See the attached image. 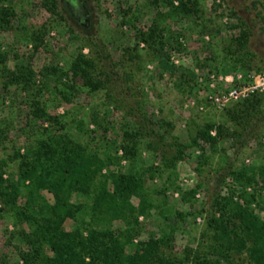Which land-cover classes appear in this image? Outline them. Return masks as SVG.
Segmentation results:
<instances>
[{
  "label": "rangeland",
  "instance_id": "374dc122",
  "mask_svg": "<svg viewBox=\"0 0 264 264\" xmlns=\"http://www.w3.org/2000/svg\"><path fill=\"white\" fill-rule=\"evenodd\" d=\"M64 1H4L15 17L0 29V52L7 68L32 70L28 83L3 87L0 64L4 176L15 179L22 159L32 160L42 141L62 134L108 161L91 193L103 182L111 190L109 172L132 174L137 184L120 217L86 225L67 219L65 228L119 227L121 240L130 236L126 252L138 240L153 243L165 264H251L244 250L214 237L208 218L216 199L245 205L264 220V91L250 93L259 99L250 115L234 118L246 96L217 107L206 94L210 82L226 87L264 72V0H191L185 14L171 11L178 0H81L87 24ZM154 23L156 37H137ZM78 52L93 60L102 87L91 91L68 72ZM50 68L67 73L58 79ZM205 122L224 129L212 146L191 142ZM124 130L140 132L129 140ZM177 143L184 151L170 164ZM24 193L23 187L17 205ZM25 227L13 207L0 203V261L21 262Z\"/></svg>",
  "mask_w": 264,
  "mask_h": 264
},
{
  "label": "trees",
  "instance_id": "16d2710c",
  "mask_svg": "<svg viewBox=\"0 0 264 264\" xmlns=\"http://www.w3.org/2000/svg\"><path fill=\"white\" fill-rule=\"evenodd\" d=\"M4 1L0 0V29L9 27L15 17L13 6ZM190 1L178 0L179 4L173 6L171 11L180 14L190 12ZM82 6L81 0H65L63 3V7L70 14H78V10L83 9ZM157 31L159 29L154 23L145 31L138 29L137 37L147 41L156 37ZM243 37L244 32L241 31L233 39L240 45ZM0 64L1 75L5 78L3 87L12 82L26 84L32 76V70L22 65L15 66L14 69L7 68L5 56L1 52ZM93 66L91 58L78 52L70 60L67 70L72 75L79 76L82 84L94 91L102 87L103 80L91 73ZM50 69L58 79L67 73ZM258 103L259 99L250 94L235 108L236 114L231 116H248ZM163 124L170 125L168 122ZM213 127L214 134H211L209 131ZM223 130L220 124L205 122L196 129L191 142L196 143L199 139L212 146ZM139 132L124 130L123 135L132 140ZM48 138L47 142L40 143L32 160L20 161L15 179L6 178L0 164V203L13 207L26 225L20 231L26 248L20 252L21 262L17 264H165L153 243L138 240L134 249L126 252L124 243L130 236L126 233L125 240H121L119 227L94 226L85 228L86 232L83 231L84 227H80L82 224L112 221L120 217L126 205H129L128 196L136 192L135 176L109 172L107 178L110 180L111 190L103 182L91 193L90 185L96 171L108 161L102 160L83 144L72 142L62 134ZM177 145L171 160H168L170 164L184 151L185 146L182 143ZM121 147L125 151H131V147ZM23 187L24 202L17 205L16 199ZM46 193L50 197H46ZM80 195L87 196L89 200L77 199ZM212 204L215 209L208 218V225L212 226L214 237L228 247L244 250L251 264H264V220L238 202L228 204L213 199ZM214 211H217V215ZM67 219L77 223L79 221L80 225L65 228L64 222ZM196 262L198 261L194 260ZM0 264L6 262L0 261Z\"/></svg>",
  "mask_w": 264,
  "mask_h": 264
},
{
  "label": "built area",
  "instance_id": "2783aa9c",
  "mask_svg": "<svg viewBox=\"0 0 264 264\" xmlns=\"http://www.w3.org/2000/svg\"><path fill=\"white\" fill-rule=\"evenodd\" d=\"M227 80V78H224ZM231 78H229V81ZM207 99L217 107L224 106L229 101H235L252 93L254 90L264 91V72L258 78L242 84H228L226 87L220 84L214 85L213 82L208 84ZM201 107V106H200ZM214 134V130L209 131Z\"/></svg>",
  "mask_w": 264,
  "mask_h": 264
},
{
  "label": "flooded vegetation",
  "instance_id": "af4514ba",
  "mask_svg": "<svg viewBox=\"0 0 264 264\" xmlns=\"http://www.w3.org/2000/svg\"><path fill=\"white\" fill-rule=\"evenodd\" d=\"M67 6H68V4H67ZM68 8H69V6H68ZM71 14H72L73 18L75 20H77L78 22L83 23V24H87L88 14L84 9H82V8L79 9L78 14H73V13H71Z\"/></svg>",
  "mask_w": 264,
  "mask_h": 264
}]
</instances>
